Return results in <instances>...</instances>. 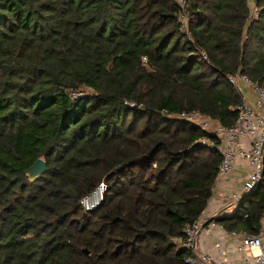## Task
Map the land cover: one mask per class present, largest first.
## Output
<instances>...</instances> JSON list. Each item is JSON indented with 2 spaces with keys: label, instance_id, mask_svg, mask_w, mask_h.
Masks as SVG:
<instances>
[{
  "label": "trees",
  "instance_id": "16d2710c",
  "mask_svg": "<svg viewBox=\"0 0 264 264\" xmlns=\"http://www.w3.org/2000/svg\"><path fill=\"white\" fill-rule=\"evenodd\" d=\"M257 6L249 20L250 0H188L187 34L176 0H0V264H188L184 229L222 158L200 143L216 138L167 114L235 125L228 76L264 87ZM39 159L47 171L30 181ZM263 212L264 160L220 223L258 235Z\"/></svg>",
  "mask_w": 264,
  "mask_h": 264
},
{
  "label": "built area",
  "instance_id": "2783aa9c",
  "mask_svg": "<svg viewBox=\"0 0 264 264\" xmlns=\"http://www.w3.org/2000/svg\"><path fill=\"white\" fill-rule=\"evenodd\" d=\"M176 3L179 7L176 18L181 30L189 34L188 0H176ZM250 10L249 20L259 16L257 0H251ZM201 54L204 59H207L205 52ZM228 79L239 92V83H243L254 96L249 99L250 93L243 96L240 92L243 103L238 107L240 115L232 128H227L196 111L180 115L167 114L169 118L184 120L217 139L216 142L206 138L200 140L202 145L205 143L210 148H216L222 158L213 188V197L222 181L227 182L232 175L239 181L237 188L228 190L225 194L220 210L209 214L206 208L195 223L184 229L185 240L181 246L191 252L187 259L188 264H264V212L258 235L240 231L230 232L220 223L224 215L237 210L243 198L255 191L263 179L264 87L253 83L247 76L240 73L236 76L230 75ZM73 96L76 97V95ZM243 164L247 166L246 169ZM107 192L108 185L101 183L94 192L80 201L83 210L90 212L99 207L104 202ZM218 230H223L226 239L220 238L216 246L218 250L212 254L201 244L206 235H212ZM224 240H227L228 244Z\"/></svg>",
  "mask_w": 264,
  "mask_h": 264
},
{
  "label": "crops",
  "instance_id": "0c3cea01",
  "mask_svg": "<svg viewBox=\"0 0 264 264\" xmlns=\"http://www.w3.org/2000/svg\"><path fill=\"white\" fill-rule=\"evenodd\" d=\"M245 87L249 89L247 86ZM249 93L250 90L246 94L248 95ZM244 168L246 169L247 166L244 165ZM231 177L232 178L227 179V182L226 180L222 181V183L219 185L217 193L214 194V197L212 196V199L207 207V212L209 214H214L218 210H220L219 208L221 207V204L224 200V196L226 193H228V190H233L235 187H238L239 181L234 177V175H232ZM222 237L226 239V234H224L223 230L215 231L212 235H206L203 238L201 246L208 252H212V254H214L218 250L216 246L219 243L220 238ZM224 242L228 244L227 240H224Z\"/></svg>",
  "mask_w": 264,
  "mask_h": 264
},
{
  "label": "water",
  "instance_id": "95a60500",
  "mask_svg": "<svg viewBox=\"0 0 264 264\" xmlns=\"http://www.w3.org/2000/svg\"><path fill=\"white\" fill-rule=\"evenodd\" d=\"M46 171H47L46 162L42 159H39L26 171V174L30 181H35L41 178ZM84 215L86 216L87 213H85Z\"/></svg>",
  "mask_w": 264,
  "mask_h": 264
},
{
  "label": "rangeland",
  "instance_id": "374dc122",
  "mask_svg": "<svg viewBox=\"0 0 264 264\" xmlns=\"http://www.w3.org/2000/svg\"><path fill=\"white\" fill-rule=\"evenodd\" d=\"M250 2H251V0H250ZM239 86H240V88H239V90H240V92L242 93V95L244 96L250 89H247L246 87H245V85L243 84V83H239ZM237 89V88H236ZM238 90V89H237ZM245 91H247V92H245ZM239 92V93H240ZM241 95V94H240ZM241 95V96H242ZM249 99L251 98V97H254L253 96V94L251 93V90H250V94H249ZM203 147H205V148H210L207 144H205V143H203V145H202Z\"/></svg>",
  "mask_w": 264,
  "mask_h": 264
}]
</instances>
